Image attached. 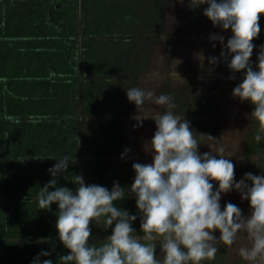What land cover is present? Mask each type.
I'll return each mask as SVG.
<instances>
[{
	"label": "trees",
	"instance_id": "trees-1",
	"mask_svg": "<svg viewBox=\"0 0 264 264\" xmlns=\"http://www.w3.org/2000/svg\"><path fill=\"white\" fill-rule=\"evenodd\" d=\"M167 3L0 0V264H32L44 251L51 255L41 256V264L45 259L58 264L59 256L68 254L55 227L58 206L53 204L51 211L38 207V193L52 179L48 169L56 159L68 156L76 161L60 174L57 186L75 190L74 175L82 171L86 184L109 190L114 182L130 186L119 174L128 164L117 159L131 154L133 142L126 126L112 115L125 108L116 102L124 104L122 92L130 79L146 70L150 50L145 41L158 36ZM259 25L251 57L254 69L264 45V14ZM221 61L222 77L229 78L233 73L227 61ZM235 85L223 80L208 99L201 94L197 107L192 106L195 116L208 118L210 109L214 111ZM110 86L116 87L113 93ZM83 117L88 118L84 124ZM254 128L247 137L246 154L257 160L246 173H257L264 161V140L255 142L256 124ZM82 138L88 159L81 164ZM126 149L129 154L124 155ZM100 158L111 160L105 165ZM246 173L241 172L237 182ZM115 206L137 215L134 235H143L135 197L126 195ZM90 227L89 243L98 245L111 234L103 220ZM224 260L217 252L215 260L204 264H224Z\"/></svg>",
	"mask_w": 264,
	"mask_h": 264
},
{
	"label": "clouds",
	"instance_id": "clouds-1",
	"mask_svg": "<svg viewBox=\"0 0 264 264\" xmlns=\"http://www.w3.org/2000/svg\"><path fill=\"white\" fill-rule=\"evenodd\" d=\"M205 4L208 6L203 15L213 26L232 32L226 44L222 35H210V40L222 46L220 58L227 61L233 73L230 79H236L235 73H244L232 96L253 106L247 118L257 125L254 140L260 143L264 140V45L260 46L255 69L251 56L256 47L253 40L260 33L264 0H188L191 9ZM196 56L203 67L202 51ZM208 62L217 65L218 59L209 57ZM126 94L138 111L155 95L136 87L128 88ZM154 103L166 105L168 110L150 117L156 127L151 141L146 142L151 146L152 163H133L135 177L129 187L114 182L109 190L86 184L81 175H74L75 190L57 186L60 174L76 162L68 156L56 159L57 163L48 169L52 179L40 188L37 199L41 210L51 211L53 204L58 206L55 227L59 241L68 250V254L59 256L58 264H204L215 260L219 245L230 248L240 233L246 234L250 242V246L239 248L242 260L264 264V175L246 173L237 182L235 165L225 158L223 147L217 149L216 155L199 153L200 142L189 122L171 110L175 105L170 95L161 94ZM147 118L134 116V128L142 126ZM213 181L218 184L215 190ZM233 190L240 193L242 201H248L247 216L231 202L221 208V194ZM126 195L135 197L141 236L134 235L132 227L137 215L115 206ZM101 220L105 229L111 228V234L98 245L89 243L90 224ZM217 231L219 237L215 235ZM50 255L41 252L32 264H41L40 257ZM42 264L53 261L45 259Z\"/></svg>",
	"mask_w": 264,
	"mask_h": 264
},
{
	"label": "rangeland",
	"instance_id": "rangeland-1",
	"mask_svg": "<svg viewBox=\"0 0 264 264\" xmlns=\"http://www.w3.org/2000/svg\"><path fill=\"white\" fill-rule=\"evenodd\" d=\"M167 1L163 22L158 27V36H153L145 41L146 44H149L150 50L146 70L130 79L128 85L129 88L136 87L145 91H153L155 95L152 99L145 101L138 111L135 103L129 102L126 92H122L124 104L119 101L116 102V106L125 108L119 109L116 111L117 114L112 115L114 118L117 116L122 127L126 126L133 142L132 151H129L131 154L117 159L119 163L127 162L128 164L127 168L120 169L119 174L131 185L135 177L133 163H152V154L149 152L151 146L146 142L151 141L156 127L155 121L150 117L163 114L168 110L166 105L161 106L154 103L156 97L165 94L172 97L175 107L171 110L189 122L195 138L200 142L199 153L202 155L205 152H213V155H216L217 149L223 147L225 158L230 159L235 165V180L237 181L240 173L248 172L252 163L257 160V157L251 158L246 154L248 134L255 129V123L247 118L253 110V106L249 102L241 103L238 98H234L232 90L229 91L224 101L215 104L214 113L212 112L208 119L195 116L196 113L192 107L194 103L197 107L196 103L201 94H204L208 99L209 93L218 87V82L228 80L236 85L242 82L243 71L241 74L235 75V80L222 77L221 72L224 68L222 58H220L222 46L219 41L210 40V35H222L226 44L228 38L232 36V32L230 29L225 31L219 26H213L211 21L203 15L207 4L197 9H191L188 7V0H184L183 3L178 0ZM213 44H215V48H213ZM201 51L205 57L203 67L196 56V53ZM255 52L254 48L251 57ZM213 56L218 59L217 65H211L208 62V58ZM177 60L181 62L176 64ZM209 68L213 70L209 72ZM115 89L110 86L108 91L113 93ZM80 111H82L81 108ZM137 114L149 118L142 121V126L134 128L137 121L133 117ZM105 117L108 118V116ZM87 120L88 118L83 117L82 124ZM80 144L79 163L82 164L88 159L83 155V138ZM217 158H219L218 155ZM108 160L111 159L100 158V161L105 165ZM262 162L259 171L257 173L253 171V175H264V161ZM81 176L86 183V174L83 171ZM212 183L215 190L218 184L215 181ZM228 202L237 205L243 215L249 214L248 201H242L240 193L235 190L221 194L222 209ZM215 235L219 237L220 233L217 231ZM247 246H250V242L247 240L246 234L240 233L237 241L230 248L219 245L218 252L223 253L224 264H248L239 256V248ZM157 255H160L159 245H157Z\"/></svg>",
	"mask_w": 264,
	"mask_h": 264
},
{
	"label": "crops",
	"instance_id": "crops-1",
	"mask_svg": "<svg viewBox=\"0 0 264 264\" xmlns=\"http://www.w3.org/2000/svg\"><path fill=\"white\" fill-rule=\"evenodd\" d=\"M184 107H186V105H184ZM212 110H213V109L211 108L210 111L208 112V113H209L208 117H210V115L212 114V112H213ZM213 113H214V112H213ZM201 116H202V119H203V118L206 119V117H207V116H203V115H201ZM207 119H208V118H207Z\"/></svg>",
	"mask_w": 264,
	"mask_h": 264
}]
</instances>
